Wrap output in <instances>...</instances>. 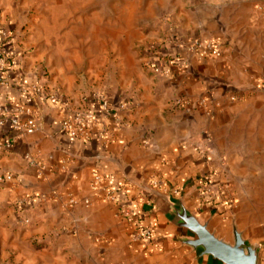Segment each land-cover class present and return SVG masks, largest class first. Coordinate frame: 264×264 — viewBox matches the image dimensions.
Returning <instances> with one entry per match:
<instances>
[{"label": "crops", "instance_id": "0c3cea01", "mask_svg": "<svg viewBox=\"0 0 264 264\" xmlns=\"http://www.w3.org/2000/svg\"><path fill=\"white\" fill-rule=\"evenodd\" d=\"M144 8L147 17L138 22L152 26L138 37L152 40L144 44L143 64L155 80L139 83L132 96L103 92L112 105L108 114L100 113L92 95L87 102L94 118L85 141L60 126L65 112L82 104L78 93H60V102L43 94L28 99L20 90L19 82L51 85L17 49L12 21L0 18L10 35L0 111L23 105L42 121L32 134L0 129V143L11 144L0 151V173L13 175L5 201L31 224L14 240L15 264H216L195 259L176 240L187 231L170 222L164 196L180 198L212 228L209 216L228 201L222 145L207 139L202 121L200 129H189L198 123V109L171 115L170 101L203 97L221 106L230 96L264 97V0H146ZM208 44L217 47L216 55ZM95 175L101 177L97 189ZM110 191L113 202L106 197ZM148 226L150 238L134 236ZM32 238L42 243L40 250H22ZM257 264H264V251Z\"/></svg>", "mask_w": 264, "mask_h": 264}, {"label": "rangeland", "instance_id": "374dc122", "mask_svg": "<svg viewBox=\"0 0 264 264\" xmlns=\"http://www.w3.org/2000/svg\"><path fill=\"white\" fill-rule=\"evenodd\" d=\"M145 2L0 0V18L12 21L18 35L17 49L31 56L51 89L68 96L78 93L83 102L107 91L132 96L139 83L155 80L143 64L144 44L152 40L138 37L140 31L152 26L143 27L138 22L147 17ZM249 96H230L221 106L203 97L191 101L176 96L170 101L169 113L198 109V123L189 129H200L202 121L207 139L222 145L218 155L223 159L228 201L209 216L215 224L212 229L208 222V229L232 241L235 226L259 253L264 251V97ZM184 119L191 123L190 116ZM5 185L0 186V264H15L13 251L19 245H12L31 224L15 216L12 205L5 201ZM199 221L204 222L203 218ZM30 245L21 249L39 251L42 243L32 238Z\"/></svg>", "mask_w": 264, "mask_h": 264}, {"label": "built area", "instance_id": "2783aa9c", "mask_svg": "<svg viewBox=\"0 0 264 264\" xmlns=\"http://www.w3.org/2000/svg\"><path fill=\"white\" fill-rule=\"evenodd\" d=\"M10 38L9 32L3 28H0V73L4 72L8 65L9 55L7 52L6 43ZM207 48L216 55L218 49L214 44H208ZM160 68L157 66L154 68V72H160ZM18 86L20 90L25 94L28 99H31L34 95L43 94L47 98L53 101L62 102V95L59 91L54 89H48L41 84H26L19 82ZM76 108L74 111H66L63 118L61 119V129L70 137L85 141L90 138V122L94 118V114L88 106L87 100ZM98 104L101 114H108L111 112L112 105L109 99L103 94H96L92 97ZM233 98V97H232ZM42 127V121L34 111L23 105H16L15 109L11 112L0 111V129H7L10 131L17 132L19 134H32L39 131ZM9 142L0 143V151L10 148ZM27 162L33 163V159L29 155H25ZM13 181V175L8 172L0 173V186L11 183ZM101 182V177L95 175L92 181V186L97 189ZM109 201H115L113 192H107L106 195ZM75 201L71 199V203ZM88 204V200H84ZM134 236L140 240H145L151 236V226H148L143 231L140 230L134 233Z\"/></svg>", "mask_w": 264, "mask_h": 264}, {"label": "water", "instance_id": "95a60500", "mask_svg": "<svg viewBox=\"0 0 264 264\" xmlns=\"http://www.w3.org/2000/svg\"><path fill=\"white\" fill-rule=\"evenodd\" d=\"M171 223L186 229L187 234L177 236L182 246L190 248L195 259L208 258L216 264H257L258 247L249 244L242 233L232 227V241L216 236L208 229V222L201 223L183 204L180 198L164 196Z\"/></svg>", "mask_w": 264, "mask_h": 264}]
</instances>
